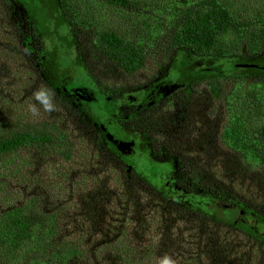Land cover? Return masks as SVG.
Instances as JSON below:
<instances>
[{
  "label": "trees",
  "instance_id": "trees-1",
  "mask_svg": "<svg viewBox=\"0 0 264 264\" xmlns=\"http://www.w3.org/2000/svg\"><path fill=\"white\" fill-rule=\"evenodd\" d=\"M263 2L56 0L57 10L70 28L75 42L81 43L78 35L87 33L86 42L82 47L80 45L77 55L79 67L89 84L83 88L86 87L90 94L92 89H96L106 102L108 111L111 110L112 100L107 96L112 90L118 91L122 102L129 88L139 87L138 91L145 93L142 84L147 85L149 80H154L160 70L178 59L183 51L189 58L193 57L190 59L202 57L212 61V65L201 67L200 76L191 77L195 68L183 73V76L191 78L187 85L185 83L186 87L180 88L179 92L172 91L173 94L171 92L151 106L159 110V119L154 120L156 135L149 136L145 132L148 130L145 119L138 123L143 115L138 106H132L127 119L124 116L121 118L128 127L138 123L139 132L149 140L157 141L156 153L166 156L169 151L174 171H178L197 192L187 198L177 192L182 203H173L150 185L153 190L147 191L155 209L146 218L141 213L136 217L146 225L145 230L154 219L156 228L162 233L159 235L158 231L155 241H144V235L136 230L128 235L124 225L116 222L111 212L120 209L139 212L140 203L136 197L130 201L132 185H128L129 189L123 185L114 188L108 182L101 164L117 157L112 149L107 148L106 144L111 143L107 137L104 138L102 130L97 131L93 125L84 123V115L56 90L58 112L51 115L40 113L34 117L30 111L21 112L14 105L10 107L6 104L2 88L0 264H157L158 257L163 255L159 251L167 244L166 233L171 232L176 223L174 218L182 222L187 219L195 229L193 241H199L211 226L205 218L212 214L211 208L218 202L222 209L219 214H213L214 219L233 231L250 234L264 246V203L258 205L254 199L258 193L264 199V67L251 61L264 60ZM103 8L114 11L111 13L113 17L106 16ZM148 11L154 15L153 27H149L151 17L147 15ZM114 18L118 21L115 25ZM130 19L135 26L127 33L113 28L123 27L122 23ZM138 19L140 24L136 22ZM19 26L21 28L11 27L13 31H19L17 35L11 31L9 37L5 36L7 40L3 37L1 40H4L0 41V49H4L0 50V83H5L3 79H8L9 83V77L17 72V65L21 66L19 55L24 51L31 53L34 67L44 70L42 64L48 58L46 49L42 46L35 51L30 44L32 34ZM66 72L64 77L68 76ZM38 77L44 82L40 73L35 75L31 71L29 88L33 87V90L29 92V97L26 95L28 92L21 95L29 98L30 105L33 92L42 85L38 84ZM73 82L64 79L66 93L74 89L71 88ZM88 103L96 104L97 101L93 99ZM209 113L217 117L208 125L209 128L202 131L190 127L192 121L196 122V116L203 122L207 121ZM63 114L71 119H66ZM95 114L96 111L88 113L89 116ZM200 141L204 144L202 147ZM217 141L218 146L225 150L220 157L215 153ZM83 144L88 155L81 152ZM192 148L200 154L208 153L203 163L185 158V153ZM140 153L143 152H135L131 157L138 156L137 160L141 163ZM130 158L122 165L126 182L130 179L129 173H133L134 180L139 181L140 175L152 172L142 164L139 167ZM146 158L148 168L156 171L160 178L163 173L159 170L165 171L163 185L170 186L174 181V172L167 176L165 168L156 167L159 162H169L148 154ZM76 159H83L79 165L85 167H77L81 168L80 171L77 168L72 171ZM235 175L249 179L252 195L240 196L234 190L231 179ZM146 176L141 178L146 181ZM84 177L94 184L89 188L87 185L86 193L80 190L78 194L90 204L85 210L87 225L80 223L79 216L67 218L68 212L75 209L76 201L70 205L69 200L63 197V187L79 186ZM10 184H14L12 190ZM248 198L256 200V203L248 202ZM236 214L244 215L252 222L243 225L241 221L234 220ZM252 224L254 229L250 226ZM183 240L179 241L180 245L191 256L194 244L185 248ZM148 241L151 243L149 247ZM222 253L220 250L219 254ZM254 258L249 257L246 263L262 264Z\"/></svg>",
  "mask_w": 264,
  "mask_h": 264
},
{
  "label": "rangeland",
  "instance_id": "rangeland-1",
  "mask_svg": "<svg viewBox=\"0 0 264 264\" xmlns=\"http://www.w3.org/2000/svg\"><path fill=\"white\" fill-rule=\"evenodd\" d=\"M57 9L58 8L56 0H0V41H3L4 39H1L5 36L9 37L10 32L13 31L11 27L21 28L19 25H22V27L26 28L28 33L32 34L30 38V44L34 47V50L38 51L42 49L43 46L46 49L45 55L48 57L45 58L42 64V68L44 70H39V68L34 67L32 63L33 58L30 57L31 53L24 51V53L19 55L21 56L19 58L21 66L17 65V72L15 73L14 71L12 74L13 76L11 75L9 77L10 81L8 84V79H3L5 83H0V89L3 88L5 90L6 104L8 103L10 107L14 105L15 109L21 112L29 111L30 102L27 96L29 97V92L33 90V87L29 88V85L32 83V81L28 78V76L31 74V71H33L35 75L36 73H40V75L43 76L44 82L39 79V77L37 78V82L39 85L41 83L52 86V88L59 92L60 95L70 100L75 105V108H78L80 114L84 115V123H86L87 125H93L97 131L103 129V133L101 131L100 132L102 133L104 138H106L107 133H110V136H112V138L114 137L116 141L114 142L112 140H108L111 144L107 143L106 146L108 149L110 148L109 150L112 149L111 151L115 153L117 158H110L108 159V161H103L102 164L100 161L105 176L107 177L110 185L114 188H119L123 185L126 189H129L127 188L128 185H132L133 187L130 188L129 194L130 201H133V198L136 197L138 199V202L141 204H139V212H129V210H126L125 212V209H120L113 210L111 214L115 217L116 222L124 225L123 229L128 233V235L136 230L144 235V241L146 239H152L155 241V239L158 238V234L161 235L162 230H158L156 228L155 224L157 223L154 221V219L152 220L153 224H151L150 227L145 230L146 225L142 220L136 217V214L141 213L143 217L146 218L147 214L151 211H154L155 209V203L152 202L151 195L148 193L149 191H147L153 190L150 185L155 186L157 190H160V192L167 199H170V201L173 203H182V201H180V198L178 197L179 195L177 194V192L187 198L188 195L196 193L197 191L186 182V179L182 175H180L178 171H174L175 167L173 161H169V158H171V155L168 153L169 151H167L166 156H163L162 153H156L154 149H156L155 147L157 146L158 142L151 141L147 136L138 134L140 129L138 123L143 122L145 119V125L148 129L145 132H147L148 135L150 134L149 136H154V120L159 119V110L156 108H152L151 106H153L155 102L159 101L162 96L160 92H156L157 89H155V84H168V86L162 89V92L166 95H169L172 91L174 92L178 90L177 92H179L180 88H185L186 85L191 81V78L183 76V73L190 72L189 70L195 68L192 72L194 74L191 77H194L196 75L200 76L201 74L199 70L201 69V67L203 65H212V61H208L202 57H195L194 59H190L193 57L191 56L189 58L187 52L183 51L180 53L178 59L173 60L168 67L160 70V74H158L157 76L158 78L156 77L152 81L149 80L147 85H145L146 83L142 84L141 87L145 88V93H142L135 88H129V90L126 91V94H124V102H122L118 91L112 90L107 96L109 100H112V107L110 108L111 110L108 111L106 102L100 98L96 89L90 88L92 89L91 94L88 92V95L81 93L79 96V93L77 94L76 90L75 92H73L75 88H83L84 85L89 86L88 80L84 76L83 70H81V68L79 67V61L77 60L80 45L82 47V45H84V42H86L85 37L87 36V33L79 34L78 36L81 40V43H76L75 38L70 31V28L66 25L63 17L60 15ZM102 11L106 14V16L110 15L111 17H113L111 13H113L114 11L109 9L106 10L105 8H103ZM147 13V15L151 17L149 19V21H151L149 27H153L152 21L154 15L152 11H148ZM114 19L116 21L114 23L115 25L118 21L116 18ZM136 22L140 24V19L136 20ZM122 24L123 27L113 28L120 29L119 31L127 33L132 27L135 26L131 19ZM35 30H37L38 32H36ZM18 32L19 31H13V34L17 35ZM20 32L22 33V31ZM82 50L84 51L85 47ZM88 58L90 61L91 57L88 56ZM251 61L258 65H261V67H264V60L262 59H251ZM186 62L187 65L185 67ZM65 72L66 74H68L67 77H64L63 73ZM204 75L205 74H202V76ZM64 79L69 82L74 80L73 84L75 85L80 84V82L81 84L78 86H74L72 84L71 88L74 87V89H69L68 93H66L63 87ZM104 84H112V82H105ZM102 87L104 88V86ZM26 92H28V94H26L27 96H21ZM76 95L79 96V98ZM195 97L197 98L198 95ZM93 99H96V104L88 103ZM142 101L143 103L140 104L139 107L143 111V115L138 119V123L133 124L131 127L126 126V123L122 122L118 115L129 113L135 103H139ZM128 105L130 106V109ZM194 107L195 106L191 107V109H193ZM83 108H85V110L88 112L86 113ZM93 111H96L97 114L89 116L88 113H91ZM41 114L46 115V113L44 112H41ZM209 114L210 115H207V121L203 122L198 116H196V122L194 123V121L191 120L192 122L190 127H196L197 129L202 131H204V128H209L208 125L212 121L217 120L216 115H213L211 113ZM63 116L66 119H71L70 117H68V115L66 117L63 114ZM206 133H208V131ZM188 135H190V133H188ZM202 137H204V134ZM160 138H162L161 140H164L163 137ZM215 139H217V137H215ZM117 141L130 142L129 147H126L125 150H121V152L117 149ZM199 144L201 147L204 145L201 141L199 142ZM164 145L168 147L169 144L165 142ZM215 145L217 148L216 151L218 152L215 153L218 154L219 157L221 155H224L225 150H222V146H218V141ZM195 148H192V150L190 149L188 152H186L185 158L188 160H195L198 163H203L205 158L208 156V153L201 152L200 154V152L198 150H195ZM80 149L82 153H85L86 155L89 154L87 151H85V144H83ZM135 152H143L140 153L141 163L137 160L138 156L131 157ZM147 154L150 157L154 156L158 160L166 159V161L169 162V164L159 162L158 164H156V167L165 168L167 176L173 175L174 172V181L170 186L163 185V182H165L166 178L164 170H159L163 173V176L160 178L156 171L148 168L147 164H149V162H147ZM86 155L84 156L87 157ZM128 158H130L131 160H135L139 167L142 164L145 168L152 171L150 172V174H145L147 175L146 181L142 179L145 178V175L143 174L139 176V181H135L133 178L134 176L132 175L133 170L132 172L129 170L132 174L129 173L130 179L128 182H126L125 172H123L122 165L124 164L123 161L128 160ZM82 160L83 159H76L73 162L72 171L77 167H85V165H79V162ZM224 160L228 161L226 158H224ZM105 167L108 169H106ZM80 170L81 168H77V171ZM231 180H233L231 182L234 190L239 193L240 196L252 195L253 190L251 183L248 181L249 179L246 180L240 176L235 175V178H232ZM146 184H148V186H146ZM13 185H9L10 190L13 189ZM87 185L89 188L94 184L87 177H84V180L80 182L79 186H74L72 184V187H63V190L65 191L63 197L69 200V204L74 205L76 201L75 209L68 212L69 214L67 215V218L71 219L72 215L77 217L79 216L78 219L80 223H85L86 225L88 224V220H86L87 215H85V210L87 204H90L88 200L80 198L78 194L80 193V190L86 193ZM143 189L146 191H144ZM254 199L258 201V205L259 203H264V199H261L260 193L256 194L254 196ZM256 200H253L252 198L247 199L248 202L252 203H256ZM220 209H222V206L219 202L211 208L212 214L205 218L206 222H208V225L211 226L206 230V232H204L203 238L201 240L199 239V241H193L194 237L196 236L195 229L191 227L192 225L187 222V219H184V222H182L178 220V218H174L176 219V223L173 225V229L171 230V232L166 233V236L168 237L166 240V247L161 249L159 253H171V255H173L174 259L176 260V264H247L246 262L249 257H255L254 259L264 264L263 244L259 243V241L254 239L250 234L241 231H233L231 228H227L226 224L217 219H214L213 214H219V212H221ZM198 210L200 211V209ZM234 220L241 221L243 225H245L246 223H248L249 218L244 215L236 214ZM179 222L182 223L179 224ZM250 226H252L253 228L254 224ZM182 240L183 246L185 248H189L192 244H194L191 256H188L184 248L180 245L179 241ZM149 246H151V243L148 241L147 247ZM220 250H222V254H219ZM178 251H180L179 254ZM254 252L256 255H254ZM250 263L253 264L252 261H250Z\"/></svg>",
  "mask_w": 264,
  "mask_h": 264
},
{
  "label": "clouds",
  "instance_id": "clouds-1",
  "mask_svg": "<svg viewBox=\"0 0 264 264\" xmlns=\"http://www.w3.org/2000/svg\"><path fill=\"white\" fill-rule=\"evenodd\" d=\"M33 100L29 111L34 117H38L43 111L51 115L57 110V95L55 89L42 84L33 92ZM157 264H176L174 257L168 253L158 257Z\"/></svg>",
  "mask_w": 264,
  "mask_h": 264
},
{
  "label": "flooded vegetation",
  "instance_id": "flooded-vegetation-1",
  "mask_svg": "<svg viewBox=\"0 0 264 264\" xmlns=\"http://www.w3.org/2000/svg\"><path fill=\"white\" fill-rule=\"evenodd\" d=\"M166 86H168V84H165V85H163V84H159L158 85V83L157 84H155V89H157V93L158 92H160L161 94H162V96H161V99L162 98H164V97H166L167 95L165 94V93H163L162 92V89L164 88V87H166ZM136 90H138V88H136ZM77 96V95H76ZM78 98H79V96H77ZM129 98V97H128ZM143 103V101L142 102H139V103H135L134 105L135 106H140V104H142ZM129 106V105H128ZM137 108V107H136ZM129 109H130V106H129ZM127 114H129L130 115V112L129 113H123V114H120V115H118L119 116V118L121 119L122 118V116H124L123 118H125V119H127ZM126 122H127V120H126ZM127 126V125H126ZM101 130H103V129H101ZM102 132V131H101ZM103 133V132H102ZM138 134H140V135H143L141 132H139ZM107 139H109V140H112V141H116L115 139H114V137L112 138V139H110V133H107ZM128 143H130V142H128ZM173 161V158H169V161ZM164 161L166 162V159H164ZM173 164H174V162H173ZM175 167V166H174Z\"/></svg>",
  "mask_w": 264,
  "mask_h": 264
},
{
  "label": "water",
  "instance_id": "water-1",
  "mask_svg": "<svg viewBox=\"0 0 264 264\" xmlns=\"http://www.w3.org/2000/svg\"><path fill=\"white\" fill-rule=\"evenodd\" d=\"M76 90V93L78 94L79 93V96L80 94H85V95H88V90L85 89V88H77L75 89ZM110 139H112V136H110ZM129 144L128 142H125V141H117V148L120 149V150H124L126 147H129Z\"/></svg>",
  "mask_w": 264,
  "mask_h": 264
}]
</instances>
